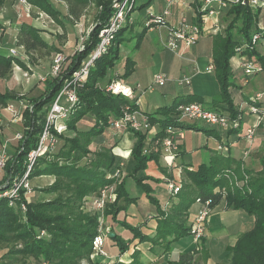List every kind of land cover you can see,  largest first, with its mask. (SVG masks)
I'll return each mask as SVG.
<instances>
[{
    "label": "trees",
    "instance_id": "obj_1",
    "mask_svg": "<svg viewBox=\"0 0 264 264\" xmlns=\"http://www.w3.org/2000/svg\"><path fill=\"white\" fill-rule=\"evenodd\" d=\"M26 1L35 9L48 14L57 23L63 24L58 12L47 0ZM62 1L66 4V18L71 22L78 21L91 5L100 8L97 25L90 33L85 49L76 53L67 68L57 76L47 78L48 87L32 101V109L25 112L23 136L19 140L18 148L5 164L2 182L23 175L27 168L26 156L35 148L43 125L45 108L63 80L79 67L81 59L95 52L99 31L108 25L116 11L111 0ZM135 1L130 0L125 5L123 20L112 35L109 45L104 52H98L89 66L87 75L76 90L77 99L70 106L68 119L65 121L66 128L59 134L55 147L36 156L30 163L29 179L43 175L53 176L49 185L39 188L41 193L48 196L43 200H28L27 196L20 194L21 197L15 199V205L9 204L7 197L0 200V248L7 247L0 254L3 263L31 257L42 264H92V240L99 233V220L97 212L86 209V206L96 192L115 184L114 198L106 208L105 216L131 234L130 237H123L113 231L110 237L118 248L116 259L121 261L120 264H141L139 251L133 249L130 256L127 254L129 244L135 241L170 249L173 242L180 241L184 236L193 237L187 218L195 203L206 205L209 209L222 203L227 209H242L253 216L252 227L241 233L230 247L229 264H264V154L259 158L260 169L244 167L240 159L229 156L230 143L219 140L206 161L192 165L182 157L185 154L181 143L183 137L179 136L180 132L195 130L216 137H219L221 131H236L241 132L236 139L239 136L244 137L245 131H242V128L249 125L243 127L241 120L244 113L250 114L248 107L251 104L264 107L263 97L257 99L256 93L243 94L239 90L235 68L231 63V59L237 55L240 59L239 67L246 77L264 70V27H260L258 23L261 8L236 4L223 10L216 22L210 23L207 29L212 33L216 32L212 38L211 63L219 84V94L208 102L195 99H198L197 102H201L205 109L227 113L231 119L236 120V126L221 129L207 123L209 128H205L202 124L200 126L199 119L182 117L177 107L189 101L170 103L152 112L140 113L135 95L107 90L112 80L125 79L133 71L134 62L130 56H126L123 73L115 72L107 77L108 69L112 68L119 58L123 32H131L130 27L135 26L137 22L141 24L143 28L136 34L135 49L139 47L142 36L151 26L162 24L177 27L165 20L168 16L163 13L166 4L161 13H156L151 7L144 9L148 0L139 6ZM193 1L194 23L200 27L201 34L205 24L202 22V16L206 11L202 9L201 2ZM3 3L4 0H0V8ZM142 9L144 12L139 13ZM136 10L139 13L138 20L133 17ZM219 18L225 21V26L220 32L217 31ZM152 19L158 22H151ZM14 27L16 44L23 48L28 61L35 63L38 58L49 56L51 53L60 54L58 47L41 36L39 28L24 21H19ZM4 28L5 24L0 22V30L3 31ZM248 61L253 66L250 73L245 72L244 65ZM17 63L23 64L16 56L0 52V80L11 76ZM16 99H19L16 93L0 91V106L13 103L12 100ZM125 111L138 113L137 119L141 123L139 130L131 128L127 123L122 124L119 129L112 125ZM78 122H87L88 126L79 129ZM202 123L205 124L203 121ZM110 130L114 133H108ZM151 130V141L146 142ZM166 130L170 132L165 133ZM68 132L70 134H67ZM118 133L120 136L128 133L134 139L130 149L131 171L121 179L116 177V170L120 167L115 162L113 153V148L121 139L117 137ZM164 136H168L176 147L174 161L176 167L180 168L181 188L175 195L169 194L168 200L162 205L153 189V183L161 180L146 174L145 171L149 162H153L160 173L164 174V169L158 162L160 141ZM153 142L156 147L151 144ZM146 145L148 146L145 148ZM128 178L133 180L145 199L155 207L156 213L151 214L149 218L154 219L156 224L150 232L140 230L149 218L135 225L124 218H118L121 211H125L137 200L127 189ZM21 202L25 206L24 209L21 208ZM202 252L203 255L197 254V258L192 256L195 252H183L176 262L166 261L165 264H204L208 252ZM124 257H128V260H124Z\"/></svg>",
    "mask_w": 264,
    "mask_h": 264
},
{
    "label": "rangeland",
    "instance_id": "obj_2",
    "mask_svg": "<svg viewBox=\"0 0 264 264\" xmlns=\"http://www.w3.org/2000/svg\"><path fill=\"white\" fill-rule=\"evenodd\" d=\"M50 4V6L55 9L58 12L59 19L63 22V24H59L56 21H54L48 14L41 10L35 9L30 3L26 1V3L21 4L20 0H4V3L2 7L0 8V22L4 23L6 28H4L3 31L0 30V39H1V45H0V52L3 53H9L10 49H14L17 52L16 57L21 60V63H17V69L13 70V73L11 76L4 80H0V91H11L16 93L19 96V99L12 100L13 104L15 105V109L18 113L21 114L22 122H15L13 121V117L8 114L4 110V106H0V142H6L7 150L9 155L13 154L16 149L18 148L19 142L18 140L13 139V136L16 132L23 133L24 126H23V119L25 118V112L32 109V101L37 99L48 87L46 81H42L40 79V76H43L44 74L48 73L51 68V64L54 61V58L56 57V54L51 53V55L46 57H40L38 58V61L35 63H32L28 61L27 56L24 53L23 48L18 46L15 41V24H17L19 21H24L27 23H31L33 26L39 28L41 36L50 44L55 45L60 50V70L62 71L64 68H67L68 64L72 60V57L76 55V53L81 52L85 49L86 43L89 39V35L92 32L93 28L97 25V18L99 15L100 8H96L95 6L91 5L89 6L84 15L75 22L68 21L66 18V4L62 0H47ZM119 0H116V2ZM146 0H136L135 4L139 6L142 2ZM111 4L113 5L114 0H111ZM147 7H150V2L146 5L144 9ZM28 8L29 14H31V17H26L25 14L21 15V9L26 10ZM34 12V14H32ZM144 10H140L139 13H143ZM138 10L133 12V17H135L138 20L139 17ZM21 15V16H20ZM139 25H135L133 31H125L121 35L122 43L120 45L119 50V58L117 59L114 66L107 71V77L110 75H113L115 72H118L119 74L123 73L124 69V63H125V57L123 58V55L131 53V51L134 48L135 41H136V34L139 30ZM225 26V25H224ZM99 34V33H98ZM99 39V35H98ZM164 38L160 39V42L163 45ZM156 43H159L158 36L155 39ZM260 46V43L258 44ZM91 54V53H89ZM89 54L86 55L81 59V63L84 62L86 59L89 58ZM79 63V65H81ZM231 63L233 64V67L235 68L234 73L237 77L236 83L239 86V90L243 94H251L255 91H259L258 93L263 94L264 98V71L257 73L253 76L246 77L243 74L242 69L239 67L240 59L236 55L231 59ZM72 72V71H71ZM26 74V76H24ZM246 79V81H245ZM107 81V78L104 79V82ZM111 83L116 84L117 86L125 87L119 80H112ZM150 85V84H149ZM79 88V86L77 87ZM149 88V86H148ZM126 90H128V87H126ZM131 90V89H130ZM128 93V91H126ZM131 93L133 95V90H131ZM257 93V92H256ZM62 103L66 104L64 100H62ZM46 110V108H45ZM256 117L254 115L244 113L241 123L243 127H246L247 125H251L255 122ZM204 122V121H203ZM198 123L204 125L205 128H209L206 123H202V121H198ZM256 131L252 137V139L249 140V142H252L253 139L256 141L258 148L255 151L256 157V164L254 163V169H260L261 165L259 163V158L264 154V117L257 121L256 123ZM88 126L87 122H78L77 128L83 129ZM67 134H70L68 132ZM203 133L197 132L195 130H187L186 136L189 143H192L195 145V147L201 146L203 144ZM256 134V135H255ZM184 136V132H183ZM255 136V137H254ZM150 135L147 136L146 142H150ZM133 137L132 135H129L126 141L132 142ZM124 142L123 145L127 146L128 143ZM155 142L151 143L154 147H156ZM148 144V143H147ZM150 145V144H149ZM148 145L145 146V148ZM238 147V143L234 144V147ZM132 147V146H131ZM131 149V148H130ZM125 150V149H124ZM144 151H147V149H144ZM211 153V150H208L206 148L200 149L198 153H195L194 150L185 153L184 160L188 161L192 165H198L201 162H204L208 159L209 154ZM247 153L244 154V156ZM254 154V153H253ZM115 162L117 155L114 154ZM176 157H170L165 156L164 153L161 151L159 152V166L164 169V174L162 176L160 175L155 176L156 178H159L162 181L154 182L153 183V189L155 196L160 200L164 205L165 201L169 197V192L167 190L166 185H164V182H166L168 179H180V171L176 167V161L172 162V159L174 160ZM258 159V161H257ZM122 160L124 164H119V167L116 170V177L119 179L123 178L124 176H127L129 172L131 171V156H130V150L122 157ZM241 160V159H240ZM242 164L244 167L246 166V162L242 159ZM155 165L157 168V165L153 162H149L148 167L145 171L146 174L151 175V168ZM247 167V166H246ZM159 171V169H157ZM160 172V171H159ZM144 173V174H145ZM138 175V173H137ZM50 179H53L52 175H44L40 178L38 177H32L29 180L31 191L27 193V199L28 200H43L48 195L41 193L39 188L46 187ZM53 181V180H52ZM127 189L130 191V195H134L135 190L138 188L133 180L131 178H128L126 181ZM112 189L110 190H104L106 194L107 201L105 202V206L103 210H96L94 205L91 203H88L86 206V209H91L95 212H97L98 217H101V220L99 221V228L98 232L100 233L103 241L102 251L96 252L95 250L92 251V254L90 255V260L92 264H120L121 261H118L117 259L114 261L113 259H110V255H117L118 256V248L116 245L113 244V241L110 239L114 232H117L118 234H121L123 237H130V232L128 230L123 229L120 227L117 223L111 222L109 220V217L105 216V211L108 205L112 202L110 200L111 197L114 198V192L116 185H111ZM137 191H141L139 188ZM99 192H96L90 199L99 195ZM110 200V201H109ZM113 200V199H112ZM134 203V202H133ZM129 207V206H128ZM125 211H121L118 214L119 219H125L128 221V216L133 215L134 213L131 212L132 209L128 208ZM197 207V203L193 204L189 211L187 224H190L192 218L195 213H192V211H195ZM212 213L209 211V214ZM130 218V216H129ZM208 219V217H207ZM207 219L204 222L203 228L200 231V235L198 237H190V236H184L179 242L175 243L173 242L171 244L170 249L169 247H162L156 245L155 247H152L150 243L143 242L138 243V241H135L133 243L129 244V249L127 251V254L130 256V253L133 251V249H136L139 251V257L141 264H165L166 261H177L179 259V255L183 252H195L192 254V256L195 258L200 254L203 255L202 251H206L207 244L205 240V227L207 224ZM149 221V220H148ZM147 221V222H148ZM215 219L213 218L210 222V225H214ZM130 223V222H129ZM149 223V222H148ZM146 223L145 226H142L140 230L143 232H147L152 229V227L155 225H148ZM209 224V223H208ZM153 227V228H154ZM188 246L190 248L183 249V251H180V253H176V249L178 246ZM7 247L0 248V254L6 250ZM209 252L212 254V256H216L219 251H221V247L219 245L211 243L209 247ZM230 251V250H229ZM206 253V252H205ZM198 254V255H197ZM127 255V256H128ZM175 255H178L177 257ZM120 256V255H119ZM221 256H225L227 258H230V252L225 253V251L221 252ZM125 258V257H124ZM177 258V259H176ZM197 258V257H196ZM208 258V256H207ZM206 258V261H207ZM0 264H42L40 261H37L31 257L28 258H21L20 260H12L10 263H3V260L0 259ZM124 260H128V257H126ZM205 261V263H206ZM5 262V261H4ZM123 262V261H122ZM204 263V264H205Z\"/></svg>",
    "mask_w": 264,
    "mask_h": 264
},
{
    "label": "crops",
    "instance_id": "obj_3",
    "mask_svg": "<svg viewBox=\"0 0 264 264\" xmlns=\"http://www.w3.org/2000/svg\"><path fill=\"white\" fill-rule=\"evenodd\" d=\"M166 1L167 0H148V3L150 2V7L153 11L161 13ZM193 2V0H172L170 5V15L165 17L166 22L178 26L181 16H185L188 20L194 22ZM221 17L223 19V15ZM222 19L219 18V23L217 25V31L219 32L225 25V21ZM258 23L260 27H264V7L261 8ZM139 24L140 23L138 22L136 23V25ZM209 24L208 21L203 25L202 32L195 44L181 48L180 55L167 50L160 42L161 38L165 39L167 36V28L165 25L151 26L142 36L139 47L133 49L129 55H123V58L126 56L132 58L134 67L133 71L127 78L119 79V81L123 86L129 87L133 90V95L137 97V109L140 113H149L158 107L170 103L195 101V98L200 99L201 102H208L211 98H214L219 94V84L214 75V71L207 70L208 65L212 62V38L216 33L207 30ZM134 27L135 26H131L130 30L133 31ZM139 27L137 33L143 28L142 26ZM157 36L159 43L155 42ZM156 72L166 73L169 79L161 86L150 87L149 84H151L152 76ZM185 76L190 78V84L178 82L179 78ZM256 92L259 91H255L254 93ZM198 99L196 101H199ZM242 131H245V128H242ZM112 132L114 133V131L110 130L108 133ZM150 133H153V130L149 131L148 135H150ZM240 133L241 132L238 133L236 131H221L218 134L219 137H216L213 134L203 133V144L195 147V145L189 143L188 140L186 141L187 136L185 131L181 140L182 150L184 153L192 150H194L195 153H198L200 149L204 148L214 150L219 143L218 141L222 140L225 143H230L229 156L236 160L243 159L244 162H246L247 167H254V163L256 164L255 151L257 150L258 145L254 139L252 142L247 141L241 136L236 139ZM119 134L120 133H118V135ZM118 135L117 137L121 139L113 148V153L117 155L116 163L119 162V164H124L122 157L130 150L134 143V139L132 142L126 141L129 136L128 133H123L121 136ZM125 141L128 143L127 146L123 145ZM236 143H238V147H234V144ZM245 153L247 154L244 156ZM180 159H182L181 156ZM178 169L180 170V168ZM151 175L154 177L162 176L155 165L151 168ZM52 180L53 179H50L48 184H50ZM134 195L137 197V200L134 203H131L128 208L132 209L131 212L134 213L135 216L129 214L130 218L129 216L127 218L131 224L135 225L140 224L145 218H149L155 214L156 210L155 207L145 199V196L141 191H137L136 189ZM159 202L163 204L160 200ZM200 208L201 206L197 204L195 211H192V213L197 212ZM210 211L212 213L209 214L205 227L206 250L208 252V258L205 264H229L228 256L227 258L221 256V252H229L230 247L234 245L238 236L252 227L254 217L250 216L242 209H227L222 203L211 208ZM213 218L215 219L214 225H210ZM148 220V225L151 226L156 224L154 219L149 218ZM147 232H150V230ZM212 242L219 245L222 249L216 256H212L209 252V247ZM186 248L190 247H183V245L178 246L176 253L178 254ZM178 255L175 256L177 257ZM110 256V259H113L114 261L118 257L117 255Z\"/></svg>",
    "mask_w": 264,
    "mask_h": 264
},
{
    "label": "built area",
    "instance_id": "obj_4",
    "mask_svg": "<svg viewBox=\"0 0 264 264\" xmlns=\"http://www.w3.org/2000/svg\"><path fill=\"white\" fill-rule=\"evenodd\" d=\"M130 0H119L116 2L114 0L113 7L115 8L114 15L110 18V22L107 26L103 27L99 31V41L98 46L95 52L89 54V58L79 65V67L72 71L66 79L63 80L60 88L54 94L52 100L49 102L45 117L43 121L42 128L37 137V142L35 148L30 150L26 156L27 168L23 175L15 176L11 179H8L5 182H2V175L4 171V167L8 159L11 155H9L7 150L6 142H0V200L4 197H7L9 204L15 205V199L27 196V193L31 191L28 173L31 168L32 161L34 158L40 154L46 153V151L51 150L55 147L57 143V139L59 134L63 133L66 125L65 121L68 119L69 110L71 104L76 101V90L80 85L82 79L87 75L88 68L94 60L95 56L98 52H104L106 47L109 45L110 39L113 37L115 30L119 26V23L123 20V9L125 5ZM202 3V9L206 11L202 16V22L207 23H215L218 19L220 13L236 4H240L242 6H249L253 8H263L264 0H196ZM21 4L26 3V0H20ZM172 0L166 1V6L164 9L165 15H170V5ZM26 14L31 17L29 14L28 8L26 10L21 9V15ZM20 15V16H21ZM32 18V17H31ZM151 22H158L156 19H152ZM160 26L162 24H159ZM166 26V25H165ZM167 28V36L163 41V46L167 50L180 55L181 48H185L191 46L196 43L197 37L200 34V27L198 24L188 21L187 17L181 16L179 19V24L176 28L166 26ZM1 45V39H0ZM9 54L12 56H16L17 52L14 49L9 50ZM60 55L56 54L53 63L51 64L50 71L43 76H40L42 81H45L49 76L55 77L60 73ZM245 72L250 73L252 70V63L245 62ZM17 69V66L14 67ZM208 71H213L212 63L207 67ZM26 76V74H24ZM169 77L164 72H156L153 74L151 79L150 87L153 86H161L163 85ZM179 83L190 84V78L185 76L178 79ZM107 90L114 93H125L129 96L132 95L130 88L128 87V93L124 92L122 89L117 88V83H110L107 87ZM256 98H262V93H256ZM62 100L66 102V104L62 103ZM4 110L10 114L15 122H22L21 114L18 113L15 109V105L13 103H8L4 106ZM178 113L182 117H187L191 119H199L204 121L205 123L221 128V129H229L231 126H236V120L231 119L227 113L219 112L216 110L205 109L201 102L190 101L187 103L179 104L177 107ZM248 112L251 115L256 117L255 122L245 128L244 138L249 141L252 139L255 131H256V122L261 120L264 117V107L258 106L256 104H251L248 107ZM138 113L127 112L125 111L123 115L113 121V126L116 129H119L122 124H129V126L135 130H139L141 128V123L137 119ZM170 130H166L165 133H169ZM23 133L16 132L13 136V139L19 140L22 138ZM180 137H183V132H180ZM161 151L165 156L175 157L174 150L176 149L175 145L171 141L168 136H164L160 141ZM172 162L174 160L172 159ZM180 171V170H179ZM3 184V185H2ZM167 190L170 195H175L179 192L181 188V180L180 179H168L165 182ZM112 189L111 186H105L100 190V194L93 197L91 203L94 205L95 209L103 210L105 206V202L107 201L106 194L104 190ZM113 197L110 198L112 201ZM109 200V201H110ZM21 208L24 209L25 206L21 202ZM210 209L206 205H202L201 208L194 214L191 222V232L193 237H198L201 229L203 228L204 222L208 217ZM98 220H101V217H98ZM103 241L100 233L96 234L92 240V249L96 252L102 251Z\"/></svg>",
    "mask_w": 264,
    "mask_h": 264
},
{
    "label": "bare ground",
    "instance_id": "obj_5",
    "mask_svg": "<svg viewBox=\"0 0 264 264\" xmlns=\"http://www.w3.org/2000/svg\"><path fill=\"white\" fill-rule=\"evenodd\" d=\"M25 15H26V14H25ZM26 17H30V16L26 15ZM117 88H120V89H122L124 92H126V87L117 86Z\"/></svg>",
    "mask_w": 264,
    "mask_h": 264
},
{
    "label": "water",
    "instance_id": "obj_6",
    "mask_svg": "<svg viewBox=\"0 0 264 264\" xmlns=\"http://www.w3.org/2000/svg\"><path fill=\"white\" fill-rule=\"evenodd\" d=\"M110 235H113L112 233Z\"/></svg>",
    "mask_w": 264,
    "mask_h": 264
}]
</instances>
